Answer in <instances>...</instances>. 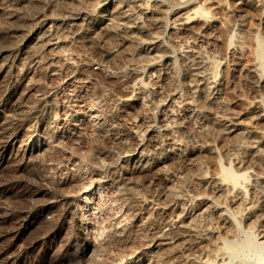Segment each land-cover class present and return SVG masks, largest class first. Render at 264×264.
<instances>
[{
    "label": "bare ground",
    "instance_id": "1",
    "mask_svg": "<svg viewBox=\"0 0 264 264\" xmlns=\"http://www.w3.org/2000/svg\"><path fill=\"white\" fill-rule=\"evenodd\" d=\"M23 1L0 0V12ZM70 1L90 3L75 5ZM70 1L75 6L67 5L66 13L55 23L47 20V4L41 6L37 1L41 7L32 6L22 16L11 8L12 12L0 20V165L6 164L0 178V196L7 192L18 203L0 208V264L8 263L2 256L9 246L8 238L41 219L43 213L48 215L41 223L40 234L49 241L62 239L61 244L73 247L70 260L77 264H264V226L258 225L261 227L257 234L263 238L260 239L252 231L242 230L240 222L250 218L254 210L260 211L262 202L255 197L264 200V153L259 149L264 143V128L254 137L255 133L252 135L251 129L241 127L219 101L215 67L223 60L212 53L215 40L209 35L214 22L210 9L217 2L205 5L204 0ZM50 3L57 6V1ZM59 6L63 11L62 5ZM64 33L86 38L94 55L80 63L73 62L74 56L63 57L57 49L64 42ZM233 34L229 35L230 54L235 47L231 44ZM112 38L117 39L115 45L110 42ZM128 43L134 46L129 49ZM30 46L40 47L43 52H32ZM123 50L131 51L134 58L123 67L112 65V57ZM252 56L253 61L245 65L242 75L252 84L250 106L257 112L253 120L258 123L264 122L260 110L264 39L258 36ZM109 59L116 72L114 76L103 73ZM239 61L238 57L231 58L229 67L234 68ZM176 65H181L188 74L185 88L191 94L173 93L160 99L159 114L152 119L146 117L144 111L152 98L153 84L157 85L164 71ZM151 67L157 68V73L152 71L154 76ZM89 72L102 74L105 81L114 77L120 94L114 97L109 90L97 87L94 94L81 95ZM33 76L36 78L31 79ZM31 95L33 98L29 100ZM205 107L215 108V115L210 114L225 131L250 137L249 143L243 145L244 158L236 169L229 162L221 163L212 143L186 149L172 137L171 132L180 123L174 120L176 109H185L188 117L193 115L196 119ZM110 120L122 124L124 129L114 127ZM84 126L95 127L102 139L113 144L116 151L109 150L107 155L115 158L114 166L104 169L101 161H91L94 158L85 155L87 161L73 150L57 161L41 158V150L53 143L57 145L61 138L77 133ZM202 153L219 161L217 172L209 178L204 171L198 172L201 168L193 169L197 171L193 174L195 184L212 183L210 193L203 190L206 189L203 185L200 191L181 195V189H175L177 185L175 188L169 185L162 190L163 198L150 192L146 199L135 201L140 197L137 196L140 189L128 184L130 179L154 172L158 180L161 178L158 173L167 163ZM187 177H191L186 175L189 182ZM220 197L240 206L232 211L220 203ZM204 213L221 221L222 230H217L214 241L210 233L198 232L197 220ZM104 219H108V225L102 224ZM241 232L245 233L243 237ZM112 237L116 238L114 246L104 253L103 245Z\"/></svg>",
    "mask_w": 264,
    "mask_h": 264
},
{
    "label": "rangeland",
    "instance_id": "2",
    "mask_svg": "<svg viewBox=\"0 0 264 264\" xmlns=\"http://www.w3.org/2000/svg\"><path fill=\"white\" fill-rule=\"evenodd\" d=\"M24 1H23V3L22 2L18 3V5L21 4V7H20V5H19V7H17L18 5L15 4L16 6L13 5V7H8V8L1 10L0 20L3 21L5 19V16L7 17L10 14L9 12H12L11 10H13V13H14V11H15L14 8L16 9L15 13H19V15L22 16V15H25L28 13L26 10H28L30 12L32 10V6H34V8L36 9V8L41 7L43 5L46 6V4H47V6H46L47 20L50 22L52 21L51 23H55L58 20V18L62 14H64V12L66 11L65 7L75 6V5L81 4V3H88V2H81V3L76 2L77 4H75L73 1L71 2L70 0H59L60 2L58 4V0H52V1H57V4L55 3L57 6L55 7V6H53L54 4H52L54 2L50 3L51 0H24ZM36 1L38 3H40L41 6H39L40 4L39 5L36 4L37 3ZM40 1H42V2H40ZM68 1H70L72 4L74 3L75 5L69 4ZM213 1L214 0H204V3H205V5H209V3L213 2ZM215 1L217 3L214 4V8L210 9L211 12L213 13V16H214V22H213L212 27L209 29V33H210L209 35L211 37H213V41L215 40L214 46H213L214 48L212 47L214 50L213 49H212L213 51L211 50L212 53H214L218 57L220 56V60L221 59L223 60L222 64H219L218 66L215 67V74H217V78L219 79V83L217 86L218 92L220 91L219 92V101L223 105L224 110L226 109L225 110L226 113H228V114L231 113L230 114L231 116H233V117L235 116V118H237L236 120L239 122V124H241L240 126L241 127L245 126V127H248L249 129H251L252 135H253V133H255L254 137H256V135L264 128V122L262 121V122L255 123L253 120L256 117V114L254 116V113H257V112H254L250 106V97L252 94V86H249V85H252V84L245 78V76L243 77L244 74L242 72V69L245 67V65H247L248 63L253 61L254 56H252V55H253V48H254L255 43H256V36L264 39V0H246V2L242 3V4L238 3L239 0H215ZM26 2H28L29 4ZM33 2L37 6L33 5L34 4ZM65 3H67V4H65ZM199 3L200 2L198 1L197 4H199ZM27 4H28V6H27ZM30 5H31V7H30ZM59 5H62L64 7L63 8L61 6L63 11L59 8L60 7ZM25 6H27V7H25ZM51 6H53V7H51ZM29 7H30V9H29ZM50 7H51V11H50V9L48 10V8H50ZM25 8H28V9H25ZM55 8H56V10H55ZM4 10H6V11H4ZM20 10H21V12H20ZM22 10H23V12L25 11L24 14H21V13H23ZM7 11H8V14L6 15L5 12H7ZM48 11H49V13H48ZM55 11L58 13H56ZM1 13H3V14H1ZM55 14L57 17L55 16ZM2 15L4 16V18ZM1 17H2V19H1ZM2 21H0V22H2ZM17 21H18V19H16V22ZM231 32L235 33L231 37V44H233L235 47L232 45V47H234V50L230 54V52H228V49H230L229 48V43H230L229 42V35ZM64 34L66 35V37L64 39L65 43L64 42L61 43L62 45L64 44V46H62L60 44V46L57 49L59 53L61 52L60 54L63 57L69 59L68 58L69 56L71 58L74 56L72 58V59H75L74 61L71 58L70 59L73 62H75L77 60L76 61V63H77L78 61H81V60H82L81 62H83V60L85 61V59L87 57L94 55V53H95L94 50L92 48L88 47L89 46L88 42H85V41H87L86 38H85L86 39L85 40L82 37H77V36L70 34V33H68V34L64 33ZM73 36L75 37V39ZM111 40H113V41H110L112 45L113 44L115 45V43H117L116 42L117 39L112 38ZM127 45L129 46V47L127 46L129 49L134 46L133 44H129V43ZM62 47L64 48V51H63ZM30 48H31V46L28 47V49L30 51H32V50L37 51L40 54L43 52L42 50L39 49L40 47L39 48L38 47H32L31 49ZM61 49H62V51H61ZM65 49H67V50H65ZM125 50L127 51V49H125ZM125 50H123L120 53L115 54L112 57L113 59L111 58L113 60L112 65L114 63H116L114 65L123 67V66L127 65L126 64L127 62L128 63L131 62V60H132V58H134V56L131 53V51H129V53H128ZM89 52H91V53H89ZM66 55H68V56H66ZM232 56H235V57H232ZM236 57H238V61L240 60L237 64L238 66L236 65L234 68L229 67L230 66V59L236 58ZM224 59H226V60H224ZM112 60L109 59L108 62L106 63V65L107 64L109 65L112 62ZM78 63H80V62H78ZM156 64H159V62ZM112 65L110 64V66H108V68L106 66L104 68L103 73L104 74L108 73L109 75L114 76L116 72H115L114 68L112 67ZM175 67H176V69H174ZM174 68L166 69L165 70L166 72L164 71V73L160 76L161 78L159 77V79L157 81V85L153 84V86H155V89L153 91L156 93L154 94V92H152L153 93L152 94L153 99L150 98V100H149L150 102L148 101L149 103H147V106L145 107L146 110L144 111V114L146 117L151 118V119L155 118V116H157L160 112L159 101L163 100L167 96H172L173 93H181V92L191 94L187 90V88H185V87H187L186 81L189 80L188 74L185 73V71L183 70L181 65H176V66H174ZM239 68H241L240 69L241 71H239ZM155 69H157V68L152 69V67H151V69H149V70H151V72H152ZM156 71L157 70H155L154 73H157ZM158 72H159V69H158ZM154 73L152 72L151 75L154 76ZM99 74L100 73H93L92 74L91 72H89L85 75V76H87L88 83H87L85 89L82 91V94H81V92H80V94L85 95V96H87V95L90 96L91 94H94L95 88L101 87V88L105 89L106 91L109 90V93L112 94V96H114V97L118 96L120 94L119 93L120 89H119V84H118L117 80L114 77L109 76L110 78H106V81H105V78H103L102 74H100V75ZM155 77H156V75H155ZM35 78H36V76H33L31 79H35ZM153 79H154V77H153ZM0 80H1V77H0ZM116 87H117V89H116ZM116 90H118L119 92ZM260 95L262 97L260 110L262 113H264V91H262L260 93ZM32 98H33L32 95H31V97L29 96V100H31ZM112 106H113V104L110 101V105H109L110 111H112V109H113ZM213 109L215 110V108L211 109L210 107H207V108L205 107V109L202 108V111L200 110L196 119H195V116H193V115H190L188 117L185 109H183L184 111H182V109L181 110L176 109L174 111V113H175L174 114V117H175L174 120L175 121L177 120L176 123L178 121L180 123L179 124L177 123V126L171 132V135L177 141H180L179 143L182 144L181 146H183V148H186V149L197 148L201 144H205V143H209V144L212 143V145H214V147H215V149L219 155V160L221 161V163L225 164V162L226 163L229 162L231 164V166L233 167V169H236L237 168L236 166L239 164V161H241V158L242 159L244 158L243 145H245L246 143H249L250 137L249 138L243 137V134L240 132L239 133L236 132L238 135L237 136L236 133H234V132L231 133V132L225 131L222 128V125L219 124V122L217 120H214L215 119L214 113H216L215 112L216 110L214 111ZM204 110H206V111L208 110L209 112H204ZM210 110H211V112H210ZM204 113H206V114L204 115ZM210 113H213L214 115L213 114L211 115ZM192 117H194V118H192ZM0 120H2L1 117H0ZM110 122H111V124H114V127H117L119 129H124L123 126H120L122 124H120V125L116 124L112 120H110ZM253 124H255V125H253ZM241 129L242 128H240L239 130H241ZM253 130H254V132H253ZM96 132L97 131H96L95 127L84 126V128L82 127L77 133L75 132L74 134H70V135L66 136L65 138L64 137L61 138L62 141H60V143L58 142L57 145H55V143H53V145L49 146L47 149L41 150L42 155H40V154L39 155L41 156L42 159L43 158L44 159L49 158L48 160L57 161V160L61 159L64 155H66L67 151L73 150L74 151V152L72 151L73 153L84 157L87 161H89V158L90 159L94 158L91 161L95 160V162L97 161V163L99 161H101L102 163L100 162L99 164H102L101 167H103L104 169H107V167H112L115 165V163H114L115 158L107 155V151H109V150L116 151L115 150L116 148L113 147V144L110 143V141L102 139L98 135V133H96ZM236 138H238V139H236ZM246 140L248 142H246ZM68 148H69V150H68ZM259 149L262 153H264V143H261V145H259ZM49 150L51 152H49ZM43 151H44V153H43ZM90 151H91V153H90ZM61 153H63V154L61 155ZM64 153H66V154H64ZM85 155L86 156L88 155L89 158L87 159L85 157ZM193 163L195 165L197 164L196 165L197 167L195 166L196 168L194 167ZM190 164L191 165L193 164L192 167L190 166ZM218 164H219L218 158L214 159L208 154L202 153V154H199V156H197V155L193 156L192 155V156H189L182 161L167 163V165H165V168H163V171L158 173L161 176V178H159L158 180H157L158 176L154 172H152V174L148 173L145 175L143 174V176L141 175V176H137L135 178H132V179H130L131 182H129L128 184H130V183H131V185L134 184L133 185L134 188L138 186V188L140 189L139 190L138 188H135L136 190H139V191H137V196L138 197L140 196L138 198L140 200H138L136 198L135 201L136 200L141 201L142 197H143L142 200H144V198L146 199L151 193H154L157 196L159 195L160 197L163 198L162 192L164 191L163 189H165L167 186L168 187L171 186V188H173V186H174V188H175V186L177 185L175 189H177V187L179 188V190L181 189V191L179 192L181 195L191 194L193 191H200V189L202 190L204 188V186L206 185V184H203L204 185L203 186L202 183H198V182H197V184H195L196 180H193V179H194L195 173L197 174V171H196L197 168L198 169L201 168V170H198V172L204 171V173L207 175V178H209L217 172ZM4 165H6V164L3 163L2 165H0V178L3 175L2 173H4L6 170L5 169L6 167ZM168 166H169V170L167 168ZM30 167H32V166H30ZM164 169H166L167 171ZM193 169H196V170H193ZM184 174L191 177V178L187 177L188 179H190L189 182L186 179V175H184ZM182 175L185 176L184 177V180L186 179L185 181L183 179H181ZM192 175H193V177H192ZM133 179H135V180H133ZM137 179H138V181H136ZM149 179H152L150 181L151 183L149 182ZM163 180H164V182H163ZM165 180H166V182H165ZM179 182H181V183H179ZM182 183H183V185H182ZM149 184H150V186L148 187ZM165 184H167V185H165ZM178 185H180V186L182 185V187L180 188V186H178ZM192 185H195V186H192ZM211 185H212V183L207 184L206 189H203V190L207 191V193H210V191L213 190ZM190 186L192 188L194 187V189H192ZM139 193H141L142 195H140ZM211 193L213 194L214 192L212 191ZM8 194L9 193H7V192H5L4 194L3 193L1 194V196H0V208L6 207L8 205H13L14 203L18 204L17 202L12 200L11 195L10 194L8 195ZM222 198L220 197L219 199H222ZM255 198H257L258 202H262V203H260V207H261L260 211L263 214L259 210H254L249 215L250 218H247L244 221H241L240 220L241 218L238 216L239 218H237V219H239L241 222L242 230L252 231L253 234L256 235V238L263 239L262 237H259L260 235L257 234V232H258V229H260V227H261L258 225H262V227L264 226L263 225L264 224V200L258 199V196ZM222 201H224V202L222 203ZM230 202L231 201L227 202L223 199L220 201L221 204L226 205V207L230 210H232V209L236 210V208L240 206V205L236 204V202L235 203L234 202L230 203ZM234 206H236V207H234ZM144 211H145V209H144ZM256 212H258V213L260 212L259 215L260 216L262 215V217L259 218V215L257 217L258 213H256ZM41 215H43V217L41 219L39 218L38 220L29 223V225H27L25 228H23L15 237L11 236L12 238L11 237H9L10 239L8 238L9 246H8L7 250L2 255L4 259L6 257L8 260V263L6 262L5 264H11V263L12 264H73V263L77 264L76 262L70 260V257L72 254L71 252L74 251L73 247H66L63 244H61L62 239L49 241L45 237H43V235L40 234V232L43 231V225L42 224H43V220L45 219L44 217L47 216L48 214L43 213ZM254 215H256V216H254ZM144 216H146V214H144ZM202 216L200 215L199 216L200 218L198 217V220H197V226L199 225L198 226L199 227L198 232L202 233L204 231V232H207L208 235L210 233L211 240L214 241L216 238L217 232L222 230V229H220L221 221L217 217H215L211 214L208 215V214L204 213V214H202ZM199 219L201 221H199ZM39 220L40 221L42 220V222H40ZM104 220H105V222L102 221L103 222L102 224L104 226L108 225L106 223L108 221V219H104ZM200 224L202 225V227ZM203 224H205V225L207 224V225L204 226ZM250 224H251V226H250ZM248 225H249V227H248ZM40 227H42V228H40ZM254 227H256V228H254ZM37 228L39 230L40 229L41 230L39 231ZM106 230H108V229H106ZM103 233L107 234L108 231H103ZM36 234L38 235V237ZM244 235H245V233H243V232L240 233V237H243ZM39 236H41V237H39ZM63 236H61V237H63ZM35 237H37V238H35ZM61 237H59V239ZM43 238H45V240ZM112 238L113 239H111L107 242L110 244L106 243L103 245L104 253H108L110 251L109 249L113 248V246H114L113 242H115L116 238H114V237H112ZM63 239H64V237H63ZM5 242L6 241H4V243ZM209 242L210 241H208V240L205 241V243H208V244H209ZM107 245H108V247H107ZM110 245H112V246H110ZM9 259H10V261H9ZM67 261H69V263Z\"/></svg>",
    "mask_w": 264,
    "mask_h": 264
}]
</instances>
